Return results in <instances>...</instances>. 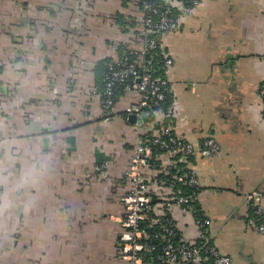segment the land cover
Masks as SVG:
<instances>
[{"label":"crops","instance_id":"crops-1","mask_svg":"<svg viewBox=\"0 0 264 264\" xmlns=\"http://www.w3.org/2000/svg\"><path fill=\"white\" fill-rule=\"evenodd\" d=\"M138 14V0H0V264H121L119 194L135 143L122 112L136 94L124 90L109 116L89 91L95 63L139 32L120 25ZM161 40L169 124L197 147L219 145L189 161L212 242L233 264H264L245 203L264 192V0H201ZM160 186L155 203L169 193ZM168 214L180 237L198 238L191 213Z\"/></svg>","mask_w":264,"mask_h":264},{"label":"built area","instance_id":"built-area-1","mask_svg":"<svg viewBox=\"0 0 264 264\" xmlns=\"http://www.w3.org/2000/svg\"><path fill=\"white\" fill-rule=\"evenodd\" d=\"M161 1L164 5L162 11L161 5L149 0L140 4L139 14L133 19L139 32L124 42L134 56L131 59L127 56L119 58L118 55L111 57L104 90L106 98L102 99L103 93L95 86L89 91L91 99L99 100L106 115L116 103L115 87L123 84L124 90L136 94V99L123 110L126 118L134 117L135 143L121 181L119 202L122 214L116 221L119 225L116 253L121 264H233L232 258L213 244L209 233L210 218L205 214L203 218L195 217L197 195L182 193L179 187L198 186L196 172L189 166L190 158L214 154L219 145L209 137L197 147L176 135L169 124L170 106L165 111L158 103L165 100L167 74L172 66V59L167 55L161 38L178 30L183 15L201 0ZM172 9L181 11L180 16L175 17ZM157 55L163 56L162 76L155 75L158 69L153 59ZM259 94L263 101L264 119V79ZM155 161L160 162L159 174L163 177L147 178L145 169L155 166ZM160 185L167 187L169 193L161 198L160 203H155L158 195L154 193V187L163 188ZM263 196L264 192L253 191L245 195V203L255 207L259 219H253L252 225L264 235ZM157 207H160L158 213ZM173 208L193 215L199 229L196 240L177 234L174 221L168 214Z\"/></svg>","mask_w":264,"mask_h":264},{"label":"trees","instance_id":"trees-1","mask_svg":"<svg viewBox=\"0 0 264 264\" xmlns=\"http://www.w3.org/2000/svg\"><path fill=\"white\" fill-rule=\"evenodd\" d=\"M144 0H138V8L140 9V4L143 2ZM152 3L156 4V5H161V11L164 10V5L163 2L161 0H149ZM181 11H177L175 9H172V14L175 15V17L180 16ZM182 19V18H181ZM121 29L124 32V30H126V26L127 25H135L134 21H123V24H121ZM134 27V26H133ZM132 28V27H130ZM22 44V43H21ZM24 45L28 46L29 43H25ZM23 45V47H24ZM113 46L116 51H117V55L120 58L121 56H127L129 59H131L134 55L132 53H130V51H128L127 46L123 43V42H117V43H113ZM22 48V47H21ZM126 54V55H124ZM111 60V57H106L103 59L98 60L95 63L94 66V74H95V83L93 86L96 87V89H98L99 91H101L103 93V97L102 99L106 98V95H104V90H105V82H106V74L108 72L109 66L111 65L109 62ZM162 61H163V56L157 55L154 57L153 62L155 64V67L158 69L155 73V75H161L162 76V70H161V66H162ZM4 69V63L2 61H0V74L2 73ZM167 90H165V100L158 102L159 106L163 108V110H167V108L169 107V99H170V91H169V81L167 82L166 86ZM124 91V85L120 84L117 87H115L114 89V95L116 96V101L120 98V96L123 94ZM10 95H11V91H9ZM156 103V102H155ZM157 103V104H158ZM157 105H155L156 107ZM114 113H109V116H112ZM122 115L125 116V112H122ZM167 120V119H165ZM167 122V121H166ZM157 125V124H155ZM158 126V125H157ZM180 190L182 191V193L185 194H195L197 195L199 192V188L197 187H184V186H180ZM248 207L250 208V214L251 216H253V219L258 221L259 217L257 216V214L255 213V207L250 204L248 205ZM195 217L196 218H203L204 216V212L200 209V207L197 205V203L195 204ZM214 244V243H213Z\"/></svg>","mask_w":264,"mask_h":264},{"label":"water","instance_id":"water-1","mask_svg":"<svg viewBox=\"0 0 264 264\" xmlns=\"http://www.w3.org/2000/svg\"><path fill=\"white\" fill-rule=\"evenodd\" d=\"M129 119H130V121H132V122L134 121V117H133V116H130Z\"/></svg>","mask_w":264,"mask_h":264}]
</instances>
